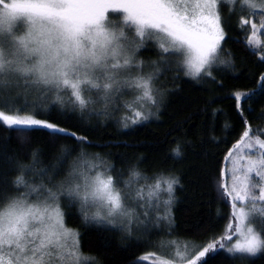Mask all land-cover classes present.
<instances>
[{"label": "snow or ice", "instance_id": "snow-or-ice-1", "mask_svg": "<svg viewBox=\"0 0 264 264\" xmlns=\"http://www.w3.org/2000/svg\"><path fill=\"white\" fill-rule=\"evenodd\" d=\"M233 18L264 67V0H0V129L14 132L22 146L37 132L53 144L71 139L82 146L90 143L86 137L46 114L123 109L122 127L147 122L164 103L157 86L164 73L224 90L215 71L233 67L231 53L222 58ZM145 50L156 59L145 61ZM34 94L55 107L29 103ZM228 97L242 133L216 179L231 208L219 236L191 247L161 238L177 227L172 208L180 181L171 172L148 176L132 167L124 179L112 174L108 160L82 150L67 173L55 164L38 168L40 149H31V162L23 163L11 137L0 136V264H100L84 253L80 230L68 227L73 218L85 228L118 230L144 247L133 264H213L220 256L243 264L264 253V131L253 129L246 115L264 100V72L251 90L228 89ZM60 151L68 154L63 145ZM172 151L181 156L179 143Z\"/></svg>", "mask_w": 264, "mask_h": 264}, {"label": "trees", "instance_id": "trees-1", "mask_svg": "<svg viewBox=\"0 0 264 264\" xmlns=\"http://www.w3.org/2000/svg\"><path fill=\"white\" fill-rule=\"evenodd\" d=\"M223 15L228 20L226 9ZM235 24L233 18L226 28L229 38L222 53V58H228L231 53L233 67L221 66L215 71L218 78L224 79V90L209 91L212 86L208 82L197 83L182 75L179 80L173 81L171 77L179 73H164L157 84L165 92L164 103L158 117H152L147 122L122 127L120 120L126 114L123 109L111 111L108 115L85 112L72 116L50 111L46 117L66 124L90 143L78 146L71 139H62L53 144L37 132L29 138L27 146H22L14 132L0 129V136L11 137L9 145L23 163L31 162L28 155L31 149H40L42 154L38 168L55 164L61 172L67 173L82 150L88 158L99 155L108 160L115 168L112 174L118 176L123 173L124 179L128 178L132 167L148 176L159 170L171 172L180 181L172 208L177 227L171 237L161 238L199 245L212 236H219L231 221V208L230 202L220 198L216 179L224 168L223 158L227 150L242 133L241 120L228 97V89L249 91L254 87L255 77L264 72L258 56L253 55L243 43L247 34H242ZM142 58L148 61L156 59V56L153 51L145 50ZM33 101L51 105V101L38 94L29 96L28 102ZM22 102L23 98L18 100V103ZM262 105L264 100L254 103L255 113L248 115L246 112V115L253 129L264 131V118H260L264 112ZM96 107L99 109L101 106ZM214 110H218L215 117L212 115ZM177 143L181 150L179 157L172 151ZM61 145L68 149L66 157L60 151ZM68 227L80 230L84 253L95 256L100 264H133L146 251L144 247L125 239L118 230L107 231L96 226L85 228L76 218L68 222ZM151 238L156 239L155 236ZM213 264H232V261L220 256ZM235 264L241 262L236 261ZM243 264H264V253L249 257Z\"/></svg>", "mask_w": 264, "mask_h": 264}, {"label": "rangeland", "instance_id": "rangeland-1", "mask_svg": "<svg viewBox=\"0 0 264 264\" xmlns=\"http://www.w3.org/2000/svg\"><path fill=\"white\" fill-rule=\"evenodd\" d=\"M114 16H117L118 14H113ZM44 99H47L46 97H43ZM127 98L129 99V100H131L132 99V97L131 96H127ZM145 195H147V193L145 192ZM178 243H188L189 245H190V247L192 246V245H197V244H194V243H192V242H189V241H180V240H176Z\"/></svg>", "mask_w": 264, "mask_h": 264}]
</instances>
